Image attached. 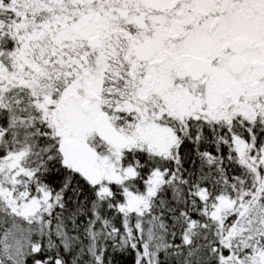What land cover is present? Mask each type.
I'll return each mask as SVG.
<instances>
[{"label":"snow or ice","instance_id":"snow-or-ice-1","mask_svg":"<svg viewBox=\"0 0 264 264\" xmlns=\"http://www.w3.org/2000/svg\"><path fill=\"white\" fill-rule=\"evenodd\" d=\"M0 264H264V0H0Z\"/></svg>","mask_w":264,"mask_h":264}]
</instances>
